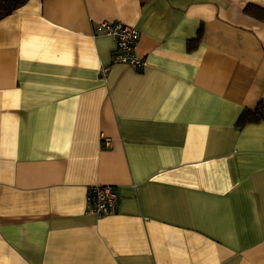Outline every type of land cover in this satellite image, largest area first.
<instances>
[{
  "label": "crops",
  "instance_id": "crops-1",
  "mask_svg": "<svg viewBox=\"0 0 264 264\" xmlns=\"http://www.w3.org/2000/svg\"><path fill=\"white\" fill-rule=\"evenodd\" d=\"M248 6L30 0L0 21V264H264V122L238 127L264 103ZM102 22L139 31L145 68L112 64ZM96 185L114 215L88 213Z\"/></svg>",
  "mask_w": 264,
  "mask_h": 264
},
{
  "label": "built area",
  "instance_id": "built-area-1",
  "mask_svg": "<svg viewBox=\"0 0 264 264\" xmlns=\"http://www.w3.org/2000/svg\"><path fill=\"white\" fill-rule=\"evenodd\" d=\"M97 34L114 39L116 51L113 55V65H126L141 70L146 67V61L138 54L140 33L133 27L122 23L102 22L96 27ZM110 68H103L101 75L106 78ZM112 140L104 138L103 147L110 148ZM118 194L115 187L110 185H96L89 189L87 202L88 213L98 218L112 216L117 210Z\"/></svg>",
  "mask_w": 264,
  "mask_h": 264
},
{
  "label": "trees",
  "instance_id": "trees-1",
  "mask_svg": "<svg viewBox=\"0 0 264 264\" xmlns=\"http://www.w3.org/2000/svg\"><path fill=\"white\" fill-rule=\"evenodd\" d=\"M29 1L30 0H0V21L13 14ZM245 12L249 16L260 21L264 20V10L259 7L248 6ZM260 122H264V103H260L255 111H245L240 118L238 127L243 128L247 124Z\"/></svg>",
  "mask_w": 264,
  "mask_h": 264
}]
</instances>
